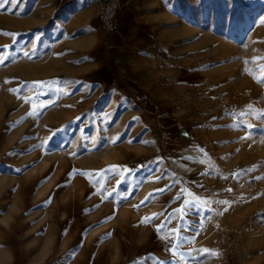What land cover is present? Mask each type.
Returning a JSON list of instances; mask_svg holds the SVG:
<instances>
[{
    "label": "crops",
    "instance_id": "crops-1",
    "mask_svg": "<svg viewBox=\"0 0 264 264\" xmlns=\"http://www.w3.org/2000/svg\"><path fill=\"white\" fill-rule=\"evenodd\" d=\"M100 1L43 0L46 14H53L55 25L72 36L59 39L68 42L65 56L88 58L68 66L66 74L83 79L73 78L64 89L74 100L82 99L86 109L93 107L101 124L92 145L71 146V156L60 167L42 165L54 170L39 195L59 187L55 197L69 202L70 209L62 208L43 235L36 232L37 248L30 252L26 228L19 238L14 224L0 232V264H15L16 251L29 252L37 264L55 249L65 252L55 264H153V258L141 255L157 249L158 234L173 235L180 191L200 175L208 148L196 144L202 137L198 108L210 102L217 88L216 73L201 62L207 40L221 42V33H195L185 16L177 21L178 0H129L118 12L116 29L106 31L96 14ZM201 3L198 16L214 23L223 17L236 20L232 8ZM245 18V27L235 28L230 41H239L246 29L245 51L251 56L254 32L246 33V27L253 15ZM257 42L264 47V37ZM112 166L117 168L108 172ZM105 173L101 188L96 174ZM12 216L8 210L5 221ZM145 217L151 222L142 223ZM46 223L39 221L37 229ZM172 241H164L165 250Z\"/></svg>",
    "mask_w": 264,
    "mask_h": 264
},
{
    "label": "rangeland",
    "instance_id": "rangeland-1",
    "mask_svg": "<svg viewBox=\"0 0 264 264\" xmlns=\"http://www.w3.org/2000/svg\"><path fill=\"white\" fill-rule=\"evenodd\" d=\"M182 1L175 7L177 21L187 17L195 33L202 29L207 34L221 33V42L207 40L201 62L217 75L213 98L198 108L201 118L196 122L202 130L196 144L208 148V153L199 167L200 175L180 191L173 235L158 234L157 249L152 247L141 258L150 256L153 264H264V116L260 115L264 82H259L264 76V47L257 42L264 37V0ZM202 1L209 8L214 3L232 8L236 20L230 23L223 17L214 23L208 16H198ZM247 13L253 15L246 27V33L254 32L251 56L245 51L246 29L239 41H230L235 28L245 27ZM53 17L44 11L43 0H8L0 9V55L9 57L0 64V232L14 224L19 238L26 228L29 252L37 248L36 232L43 235L62 208L70 209L69 202L55 197L59 187L39 195L40 186L54 170L42 165L48 162L52 168L60 167L71 156V146L92 145L94 131L101 124L93 117V107L86 109L82 99L74 100L64 89L73 78H82L66 70L84 57L65 56L68 42L59 39L65 36L70 41L72 36L63 33ZM34 82L48 83L34 87ZM30 111L39 115L28 116ZM241 111L248 114H233ZM8 210H13V216L6 222ZM44 218L48 223L37 229ZM178 238L188 241L178 250L181 256L170 248L165 250V240L172 239L173 246ZM29 252L20 255L16 251L15 264H32ZM61 252L55 249L37 264H55L65 253Z\"/></svg>",
    "mask_w": 264,
    "mask_h": 264
},
{
    "label": "snow or ice",
    "instance_id": "snow-or-ice-1",
    "mask_svg": "<svg viewBox=\"0 0 264 264\" xmlns=\"http://www.w3.org/2000/svg\"><path fill=\"white\" fill-rule=\"evenodd\" d=\"M7 2H8V0H3V2L0 3V9H2V8L4 7V4L7 3ZM25 55H27V53H25ZM8 58H9V57H8V54H7V53H4V54L0 55V64H3L4 61H6ZM84 59L87 60L88 58L85 57ZM246 63H247V62H246ZM259 82H264V76H261ZM6 83H7V81H6ZM45 83H48V82H34V85H33V86L35 87V86L38 85V84H45ZM53 83H58V82H53ZM56 90L59 91V88H57ZM9 91L16 92L17 90H16V89H9ZM233 114H239L240 116H244V115H247L248 113L241 111V112H239V113H233ZM27 115H28V116H33V117H34V116L39 115V113L36 112V111H30V112H28ZM260 115H261V116H264V110H261ZM248 126L250 127L251 125H248ZM245 138H246V137H245ZM118 139H119V137L113 139V140L111 141V143H116V141H117ZM116 168H117V166H112V167L109 168L107 171H108V172H113ZM96 175L99 176V179H100V182H101V188H103L102 181L105 180V179H107L106 173H105L104 175H100V174H96ZM233 175L236 176V175H238V173H234ZM255 179H261V177H255ZM119 183H120V182L118 181V184H119ZM116 190H117V189L114 188L112 191L115 192ZM160 191H163V189H161ZM228 191H231V189H228ZM107 194H108V195H111L112 193H111V192H108ZM146 199H147V198H146ZM50 202H51V200L49 199V200L46 201L45 203H50ZM219 203H222V204H230V203H232V202H228V201H220ZM225 210H227V209H225ZM176 211H183V209H177ZM221 214H222V213H221ZM109 219H110V218H109ZM151 219H152V217H145V218H143L142 223H150V222H151ZM160 227H163V225H161ZM174 231H175V230H174ZM109 235H110V234H109ZM186 242H188V241H181V239L178 238V239H177V242H176L175 244H173V246L169 249V251L173 252V254L176 255V256H181L182 254H180L178 250H179L180 247H182V243H186ZM203 251H204V252H208L209 250H208V249H203Z\"/></svg>",
    "mask_w": 264,
    "mask_h": 264
},
{
    "label": "built area",
    "instance_id": "built-area-1",
    "mask_svg": "<svg viewBox=\"0 0 264 264\" xmlns=\"http://www.w3.org/2000/svg\"><path fill=\"white\" fill-rule=\"evenodd\" d=\"M128 4L129 0H101L96 9L101 27L106 31H114L119 10Z\"/></svg>",
    "mask_w": 264,
    "mask_h": 264
}]
</instances>
